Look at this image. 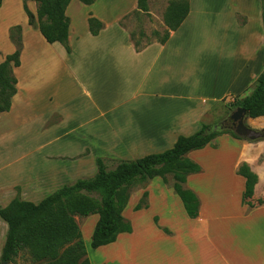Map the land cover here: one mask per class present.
<instances>
[{
    "label": "crops",
    "instance_id": "1",
    "mask_svg": "<svg viewBox=\"0 0 264 264\" xmlns=\"http://www.w3.org/2000/svg\"><path fill=\"white\" fill-rule=\"evenodd\" d=\"M75 1L87 7L83 28L74 26L68 15ZM210 2L204 0L196 9L190 0L188 16L167 42H152L140 50L119 24L125 13L109 22L95 9L98 0L69 4L70 52L60 42H47L27 16L21 65L14 70L17 92L11 109L0 113V208L16 197L38 204L61 187L94 176L98 158L135 160L168 150L180 136L217 124L221 100L249 95L264 71L262 0H251L248 9H231L219 42L217 35L211 36L198 47L193 43L195 24L216 32L205 20L219 13ZM27 5L36 14L37 4ZM90 13L105 24L98 35L89 30ZM13 23L0 35V51L5 53L0 63L16 49L9 36ZM223 140L235 143L236 149L226 201L217 196L216 187L211 190L214 196L199 189L192 174L187 182L200 195L201 208L199 216L191 218L185 207L181 211L180 204H174L180 196L173 188L155 177L130 197L123 211L132 232L103 245L108 250L91 264H264V204H243L245 178L236 173L251 148L264 140L253 144L226 133L212 143L220 146ZM189 156L202 158L195 152ZM252 170L259 177L254 202L264 198V154L252 162ZM145 191L148 206L135 210ZM95 215L81 224L77 217L83 237L85 233L92 239L99 220ZM0 225L4 246L8 224L1 217Z\"/></svg>",
    "mask_w": 264,
    "mask_h": 264
},
{
    "label": "trees",
    "instance_id": "2",
    "mask_svg": "<svg viewBox=\"0 0 264 264\" xmlns=\"http://www.w3.org/2000/svg\"><path fill=\"white\" fill-rule=\"evenodd\" d=\"M34 1L37 3L36 14L24 3L29 24L37 27L47 42H60L70 52L68 41L71 19L67 15V8L72 0ZM79 1L86 5L95 2ZM262 4L264 20V0ZM137 7L148 12V0H137ZM189 11L190 0H177L169 5L165 15L169 30L159 43L167 42L171 32L182 25ZM88 26L93 35H98L105 24L90 13ZM22 31L21 25L9 29L10 39L16 49L0 63V113L11 109L12 98L17 92L14 70L21 65ZM130 35L136 49H142L144 46L135 41L134 34ZM232 105L234 109L245 108L249 118L264 116V71L258 77L253 91L236 99ZM226 133L237 139L248 140L229 128L205 124L192 135L180 136L172 148L163 152L135 160H118L112 168L107 165L106 159L98 158V171L94 176L65 185L38 204L16 197L6 207L0 208V217L8 224L0 263L14 264L21 253L26 251L36 264H91L77 217L99 214L91 239L93 249L114 242L120 233L133 230L131 221L123 215L133 191L145 188L155 177H161L169 184L180 196L188 215L197 218L201 199L186 184L190 175L203 172V168L188 154L205 148L215 138ZM236 173L245 178L243 204L250 208L263 205L264 200L257 203L252 200L259 181L257 173L244 163L239 164ZM169 175H172L171 184ZM147 197L148 192L145 191L135 210L148 206Z\"/></svg>",
    "mask_w": 264,
    "mask_h": 264
},
{
    "label": "rangeland",
    "instance_id": "3",
    "mask_svg": "<svg viewBox=\"0 0 264 264\" xmlns=\"http://www.w3.org/2000/svg\"><path fill=\"white\" fill-rule=\"evenodd\" d=\"M174 1L177 0H148L149 11L144 12L137 7V0H98L95 9L99 13L105 15L107 21L109 22H112V19L117 18L121 14L125 13L119 20V24L122 27H124L130 34L131 33L134 34L135 41H138L141 44V46H145L148 43L158 42L168 32L169 28L165 22V15L169 5ZM250 1L251 0H218L216 2V0H212L210 4L213 6L216 5L219 8L218 16L216 17L214 16L213 19L206 18L205 20L206 21L209 20L212 22L211 25L216 28V32L215 34L211 32L212 27L206 28L202 24L200 25L195 24L193 26L194 28L192 29L193 30L192 34L195 33V36L194 35L193 36L197 38H195V41H193V43L196 44L198 47L203 46L204 44L210 42L211 36H216V35H217V40L219 42L218 35L221 34V30H223V26H225V24L230 20L229 11L235 7L239 8L241 6L242 7L245 6L246 7L245 9H248L249 5L250 6L253 5L249 3ZM24 3L26 4L31 3V6L33 7H36L37 4L34 0H23L22 2H20V0H0V7L2 6L0 10V35L2 34L6 24L11 20L12 23L14 22L12 26L14 25L22 26V23L27 22L26 19L27 14L24 10ZM193 3L196 9L203 7L205 5L204 0H193ZM254 7H255V3H254ZM254 7L252 9H254ZM86 12H87L86 6L82 5L81 3H78V1H75V3H73L70 10L68 11V15L72 18L74 26H76L77 28L85 27ZM94 16L96 15L94 14ZM230 45L231 43L229 44V46ZM4 54H5L4 52L0 51V55H4ZM221 67H222L221 69H224V65ZM222 72L224 73V71ZM212 73L213 71H210L209 77L212 76ZM235 97L236 96L234 95H229L224 100H221L219 103L220 104L219 108L223 111V113H221V116L219 117L217 124L221 128L228 129L230 126V124L225 123V120L228 119L229 116L234 111H236V108L234 109L232 104L236 99L239 98L237 97L235 98ZM246 123L252 128H255L254 126H264V116L255 119L247 118ZM256 130L260 132L259 140L251 141L248 139L245 141L255 144L258 141L264 140V129H256ZM219 143L220 146L219 144L211 143L207 145L206 148L191 151V152H195L196 154L198 153L201 154L202 158L199 161L197 160V162L203 168V172L193 174L192 176H194L193 182L198 185L199 189L204 190L205 193L212 194V196H214L215 193L214 191L211 190H214V188L216 187L218 189V192L216 193L217 196L223 199V201H226L229 194L228 188L232 187V184L230 183L231 181L229 179V174L232 171V163L235 159L236 149H235V143L234 144L226 143L224 140L219 141ZM206 150H210V151H206ZM202 152H205L206 154ZM115 162H116L115 160H111V159L106 161L107 165L110 168L114 167ZM201 174H205V175H201ZM168 179H169V183L171 184L172 175H169ZM165 184L169 188H172L169 184L167 183ZM188 184L189 183L187 182L186 184L187 187L191 188V186ZM145 188L136 189L135 191H133L132 195L135 193L136 194L140 193L141 190ZM175 196L177 195L175 194ZM176 198L177 199H175L174 204L175 203L180 204L181 211H183L184 205L182 204L181 199L179 197ZM259 200H264V198L256 199L254 202L257 203ZM123 215L125 216L124 213ZM90 216H96V215L95 214L89 215L83 218H88ZM83 218H80V224L82 223ZM126 218L128 219V217ZM146 219L147 218H145L144 220ZM1 231L2 228L0 225V234ZM83 240L86 244L88 257L91 262L93 261V258L94 257L96 258L98 254H101L106 250H108V247H106L108 245L103 246L101 250L93 249L91 247V237L89 234L86 235L84 233ZM137 244L139 245V243ZM2 245L3 244L0 240V253L2 251L1 249L3 248ZM0 260H1V256H0ZM14 264H36V263L32 262L28 252L23 251L21 255L17 258L16 263Z\"/></svg>",
    "mask_w": 264,
    "mask_h": 264
},
{
    "label": "water",
    "instance_id": "4",
    "mask_svg": "<svg viewBox=\"0 0 264 264\" xmlns=\"http://www.w3.org/2000/svg\"><path fill=\"white\" fill-rule=\"evenodd\" d=\"M229 118L232 121V124L229 126V129L234 130V132L238 136L249 139L251 141L259 140V136H260L259 131L252 128L246 123L248 115L245 108L243 107L236 108V111H234L229 116Z\"/></svg>",
    "mask_w": 264,
    "mask_h": 264
},
{
    "label": "clouds",
    "instance_id": "5",
    "mask_svg": "<svg viewBox=\"0 0 264 264\" xmlns=\"http://www.w3.org/2000/svg\"><path fill=\"white\" fill-rule=\"evenodd\" d=\"M262 154H264V144H260L258 146H254V147L251 148V151L248 154L249 158L243 159L241 161V163L248 164L249 168L251 170L252 169V162L253 161H258L260 155H262Z\"/></svg>",
    "mask_w": 264,
    "mask_h": 264
},
{
    "label": "flooded vegetation",
    "instance_id": "6",
    "mask_svg": "<svg viewBox=\"0 0 264 264\" xmlns=\"http://www.w3.org/2000/svg\"><path fill=\"white\" fill-rule=\"evenodd\" d=\"M225 123H226V124H230V125H231V124H232V121H231V119H230V118H228V119H226ZM259 133H260V132H259Z\"/></svg>",
    "mask_w": 264,
    "mask_h": 264
}]
</instances>
